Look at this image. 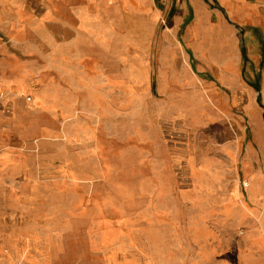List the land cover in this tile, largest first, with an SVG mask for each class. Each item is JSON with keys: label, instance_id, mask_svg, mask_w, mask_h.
Instances as JSON below:
<instances>
[{"label": "rangeland", "instance_id": "obj_1", "mask_svg": "<svg viewBox=\"0 0 264 264\" xmlns=\"http://www.w3.org/2000/svg\"><path fill=\"white\" fill-rule=\"evenodd\" d=\"M175 6L164 10L153 43L180 40L170 29ZM129 56L124 50L121 66L86 68L89 79L102 77L82 84L81 93L59 83L57 130L45 113L48 130L39 118L34 126V116L0 129V153L9 155L0 171L18 172L0 180V262L207 264L232 248L225 226L214 235L203 225L217 219L212 204L226 180L184 160L208 153L201 146L210 128L195 131L205 116L179 112L167 95L175 89L195 96L202 85L160 82L156 64L151 78L140 73L134 82ZM35 87L50 98L49 81Z\"/></svg>", "mask_w": 264, "mask_h": 264}, {"label": "crops", "instance_id": "obj_2", "mask_svg": "<svg viewBox=\"0 0 264 264\" xmlns=\"http://www.w3.org/2000/svg\"><path fill=\"white\" fill-rule=\"evenodd\" d=\"M174 4L170 29L180 40L153 43L164 10ZM124 50L134 82L140 73L149 79L156 64L160 82L202 85L195 96L175 89L167 95L178 100L179 112L205 116L197 134L210 128V141L201 146L208 153L184 160L226 180L212 204L217 219L203 225L214 235L225 226L233 246L207 264H264V0H0V129L34 116V126L39 118L40 129L48 130L45 113L57 130L59 83L81 93L82 84L102 77L89 79L86 68L121 66ZM46 81L49 99L35 87ZM220 131L226 139L219 140ZM4 172L0 180L18 173ZM15 263L9 257L0 262Z\"/></svg>", "mask_w": 264, "mask_h": 264}, {"label": "built area", "instance_id": "obj_3", "mask_svg": "<svg viewBox=\"0 0 264 264\" xmlns=\"http://www.w3.org/2000/svg\"><path fill=\"white\" fill-rule=\"evenodd\" d=\"M28 99L31 100V97H29Z\"/></svg>", "mask_w": 264, "mask_h": 264}]
</instances>
